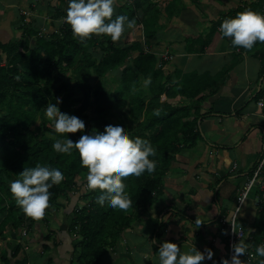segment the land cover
<instances>
[{
	"label": "trees",
	"instance_id": "trees-1",
	"mask_svg": "<svg viewBox=\"0 0 264 264\" xmlns=\"http://www.w3.org/2000/svg\"><path fill=\"white\" fill-rule=\"evenodd\" d=\"M240 1L235 8L223 11L211 21V34L206 35L203 42L186 38V50L202 53L203 45H207L217 31L232 47L244 50L242 46L232 45L231 37L222 35L220 24L248 8L264 13V0ZM124 3L130 4L126 12L129 16L140 14L134 25L142 28L144 43H117L106 34H92L82 41L66 21L50 35L34 25L22 23L18 39L0 43V240L26 225L23 210L6 187V178L18 179L24 168L37 165L56 167L64 173V179L49 189L52 195L45 215L38 220L31 217V224L47 221L50 211L59 209V197L71 188L80 189L78 178L86 180L87 167L81 164L78 150L60 153L52 147L60 136L68 135L75 141L82 134L79 130L57 133L47 126L50 120L43 117V109L48 103L57 102V98L62 112L85 121L84 133L93 127L103 128L105 121L115 116L127 127L130 136L145 138L156 149V155L150 157L157 161L155 171L124 178L126 191L133 201L127 209L114 208L107 199L100 202L96 195L102 189L89 188L86 181L82 183L86 188L82 196L86 204L74 208L68 228L78 241L74 244L78 264H101L106 251L119 241L124 231L132 229L133 223L157 200L175 155L183 147L194 145L199 138L198 132H194L196 118L191 120L192 113L199 112L200 104L218 92L222 83L220 77L227 78V71L212 77L208 73H185L177 67L163 70L165 60L157 55L158 50H148L149 41L154 38L155 45L162 39L172 44L174 39L164 30L185 13L193 16L192 9L183 0H125ZM123 9V5L117 6V14L112 19L124 14ZM60 15L62 17L63 13L57 17ZM245 50H253L261 62L264 77V41L258 40L251 49ZM66 75H70L72 83L62 82ZM108 75L114 79L113 84L106 80ZM149 76L151 83L145 86L143 81ZM93 79L96 84H92ZM54 83L58 84L56 88ZM177 98L192 103L186 105ZM38 116L42 119L32 131ZM126 121L135 122L129 127ZM260 175L264 177V167ZM238 225L250 236L248 249L254 253L252 263L260 264L264 257L256 253V246L264 239V196L252 226L244 221ZM15 244L10 256L16 257L20 264H27V257L19 256L27 246Z\"/></svg>",
	"mask_w": 264,
	"mask_h": 264
},
{
	"label": "crops",
	"instance_id": "crops-1",
	"mask_svg": "<svg viewBox=\"0 0 264 264\" xmlns=\"http://www.w3.org/2000/svg\"><path fill=\"white\" fill-rule=\"evenodd\" d=\"M124 1L116 0L113 15L117 14L119 5L124 6V13L129 10L127 6L130 4H125ZM187 1L193 5L188 8L196 11L199 19L194 18L190 25L174 19L164 30L167 34L170 33L173 43L168 44L162 39L159 43L163 44L162 48L159 44L155 45L154 38L149 41L148 50H158L155 51L157 55L167 51L170 63L174 59L179 62L172 65V68L177 67L182 72L208 73L213 77L226 70L227 78L221 76L222 83L218 92L200 104L199 112L193 111L191 120L196 118L194 132H198L199 138L194 145L183 147L175 155L162 186L161 193L167 197L165 201L160 200L159 195L148 207L149 215L142 214L140 220L133 223L132 229L122 233L120 240L106 251L101 264H159L158 249L160 243L166 240L185 249L191 244L201 251L211 247L214 250L213 259H205L201 264H213L214 261L215 264H220L221 258L226 257L228 248L227 238L219 230L218 216L227 219L232 216L242 187L250 178L249 174L264 150V109L256 105L264 92L260 60L255 57L253 50L247 52L245 49L232 47L218 31L212 34L207 45H203L202 53H189L185 39L203 42V38L211 34V21L231 8L219 9L217 17L211 20L207 12L210 6L206 3L203 6L197 0ZM67 7L68 0H0V43L6 44L18 39L19 27L26 19L30 20L28 25L36 26L40 32L45 29L50 31L48 35L57 32L65 22ZM60 13H63L62 17H57ZM135 17L139 18L140 14L136 13ZM132 29L136 31L132 32ZM125 32H129V42L144 43L141 27L128 25ZM180 100L186 105L192 103L187 99ZM219 192L224 205L217 203L215 206L212 198ZM255 194V189L251 190L240 209L237 219L239 224L244 221L247 226H252L257 213L253 203ZM248 198L249 206L246 207ZM172 200L177 206L172 205ZM47 223H50L49 227L52 226L50 221L41 224L44 230L49 231ZM54 231L49 234L47 232V241H53ZM67 232L68 230L62 231V235L69 237ZM7 235L5 237L9 241L16 242L13 234ZM152 240L156 241L155 244H151ZM61 242L62 244H42L38 251L34 250L38 244H24L27 249L23 248L19 256L27 257V264H78V253L74 246L63 244L62 240ZM15 245L17 244H0V264H20L16 257L10 256ZM24 245L20 244L22 247Z\"/></svg>",
	"mask_w": 264,
	"mask_h": 264
},
{
	"label": "clouds",
	"instance_id": "clouds-1",
	"mask_svg": "<svg viewBox=\"0 0 264 264\" xmlns=\"http://www.w3.org/2000/svg\"><path fill=\"white\" fill-rule=\"evenodd\" d=\"M115 5L116 0H68L64 19L70 24L73 34L82 41L92 34H106L112 41H119L127 26L136 24V17L124 13L112 19ZM220 29L223 36L231 37L232 45L251 49L258 40L264 41V13L245 9L234 17L225 18ZM143 83L149 85L151 77H146ZM58 102L59 98L45 107V114L55 131L75 133L79 130L82 134L75 141L68 135L60 136L52 147L60 153L78 150L81 164L87 167V186L102 189L96 195L97 200L104 202L107 199L114 208H129L133 201L126 191L124 178L155 171L157 161L150 158L156 155L152 143L140 136H130L127 127L119 120L105 121L103 128L93 127L84 133L85 121L77 115L62 112ZM19 177L10 182L9 189L23 212L38 220L49 207L52 195L49 189L64 179V173L56 167L37 165L24 168ZM248 248L249 242L239 239L231 244V258H221L220 264H245L240 256L245 255ZM158 252L159 264H201L214 256L211 247L201 251L191 244L185 249L167 240L160 243ZM256 253L264 257V244L256 246ZM260 264H264V259Z\"/></svg>",
	"mask_w": 264,
	"mask_h": 264
},
{
	"label": "rangeland",
	"instance_id": "rangeland-1",
	"mask_svg": "<svg viewBox=\"0 0 264 264\" xmlns=\"http://www.w3.org/2000/svg\"><path fill=\"white\" fill-rule=\"evenodd\" d=\"M197 1H199L203 6H204L205 3L207 4V6H210V8L209 7L207 8V12H208L209 18L211 20L215 19V17H217V11L219 9H221V8H223V9L232 8V7L237 6L239 3H241L240 0H197ZM245 1L253 2L255 0H245ZM183 2L186 4L187 7H192L193 6L190 1L183 0ZM197 11L200 12L199 9H197ZM193 16H192V13L190 15H187L185 13V14L182 15V18H180L179 20H182L185 24L190 25V23H188L189 21H192L194 18H196V19L198 18L199 19V16H198L196 11H193ZM29 23H30L29 19H26L23 22L24 25H28ZM133 28H135V27H133ZM52 29H54V28H52ZM19 30H21V29H19ZM134 30L136 31V29H132V32ZM196 30H197V28H196ZM52 31H55V29L52 30ZM43 32L48 34V32H50V31L45 29V30H43ZM128 34H129V32L128 33L124 32L123 35L121 36V39L119 41H117V43L122 42V41L123 42L124 41L129 42V38L130 37H129ZM160 46L162 47L163 44H159V47ZM167 49H169V48L167 47ZM164 53L165 52H162V53L158 54V56L162 58ZM170 61H171V58L169 57V54H168V59H166L164 64H163V66H164L163 70L164 69L166 70V68H167V70H171L172 69V65H176V64L179 63L177 61V59H174L173 62H171V63H170ZM167 63H170V64H167ZM158 64H160V62ZM112 79L113 78H112L111 75L106 76V80L108 81L109 84H113L115 82V81H113L114 79L113 80ZM62 82H70V83H72L70 75H66L64 78H62ZM96 83H97L96 80H94L92 82V84H96ZM57 86H58V84H56V83L53 84V87L56 88ZM162 99H164V98H162ZM43 114H44L43 117L46 119L47 116L45 114V109H43ZM115 114H117L116 111H115ZM41 119H42L41 117H39V116L37 117L35 124L31 127L32 131L36 128V126H38L40 124ZM110 120L116 121V117L115 116H111ZM134 122L126 121V125L129 126V127H132ZM52 124L53 123L51 121H49L47 123V126L55 131V129L52 126ZM47 135L50 136L51 134L49 132H47ZM263 152H264V150H263ZM263 152H262V155H263ZM12 180H14V179H12V178H6L5 179L4 182H5L7 188H9L10 182ZM78 180H79L78 182L81 184V186H80L81 188L80 189L71 188L66 193V195L60 196L59 199L57 200V204L59 206V209H57L55 211H52V210L50 211V214L48 216L49 218H48L47 221H45V222L50 221L52 223V226H50V227H49L50 223H47V227L50 228L49 231L43 229V225L41 223H44V221H40V222H38L36 224L32 223V224H34V225H32L31 224V219H30L31 217L27 216L24 213V221H25V224L27 226H30L29 229L25 225V227H22L16 233H12L13 234V238H15L16 242H14L13 240L9 241V239L7 237H4L5 238L4 240L3 239L0 240V244H15L17 242L19 244H23V245L24 244H38L34 248V250L36 249L38 251V249L40 247H42V244H55V243L62 244V242H61V240H62L63 244H71V247H73L74 244L78 242V241H76V237L74 236V234L67 232L69 237H64L62 235V231L68 230V228H69V226L71 224V221H72V215H73L74 208L76 206L83 207L86 204V200L82 199L83 194L86 193L85 192V189H86L85 185L84 184L82 185V183L85 182L86 180L84 178H82V177L78 178ZM86 186H87V184H86ZM216 189H217V187H215V184H214V190H216ZM164 191H166V190H164ZM161 194H160V200L162 199V200L165 201V199L167 198L166 194L165 195H164V193H161ZM249 200H250V198H248V200L246 202V207L249 206V203H248ZM212 201H213L212 203L215 206H217V203L218 204H223L222 203L223 199H222V195L220 194V192L218 194L215 193V196L212 198ZM236 203H237V201H236ZM172 205L177 206V204L174 202V200H172ZM19 208H21V207L19 206ZM162 208H163V206L161 205L160 209H162ZM177 209H179V208H177ZM19 214H20V210H18L17 215H19ZM142 214H143V216H148L149 215V210L148 211L146 210ZM142 214H141V217H142ZM0 218H2V216ZM252 224H253V221H252ZM53 226H57V228H54ZM23 228H26L27 230L23 229ZM53 230H55L54 231L55 232L54 233L55 237L51 236V237H53V241L52 242L51 241H47L46 240L47 239L46 238L47 232L49 234V232H53ZM7 233H9V232H6V234ZM7 236H10V235H7ZM34 237H36L38 240H36ZM121 237H122V235H121ZM120 238H119V240H120ZM42 240L45 241L46 243L42 242ZM152 241H151V244H155V243H152ZM120 244L122 245V243H120ZM150 260H152L151 257H150Z\"/></svg>",
	"mask_w": 264,
	"mask_h": 264
},
{
	"label": "built area",
	"instance_id": "built-area-1",
	"mask_svg": "<svg viewBox=\"0 0 264 264\" xmlns=\"http://www.w3.org/2000/svg\"><path fill=\"white\" fill-rule=\"evenodd\" d=\"M163 59H168V54L165 53ZM256 105L260 109H264V92L261 93L259 99L256 101ZM264 167V152L261 156L260 160L257 162L255 169L252 173V176L247 180V182L242 187L240 195L237 198V206L235 207L233 214L228 219L225 217L218 216L219 230L224 233L227 238V255L226 258H231L232 249L231 244L234 242H238L239 239H246L249 241L250 236L246 233V230L243 229L240 225H238L237 219L238 214L242 206L244 205L247 197L249 196L251 190L256 189L255 197L253 199L254 206L256 209L259 208L261 200L264 196V177H261L260 170ZM260 244H264V239ZM254 257V253H252L249 249L246 254H242L240 256L241 260L245 261V264H253L252 259Z\"/></svg>",
	"mask_w": 264,
	"mask_h": 264
},
{
	"label": "bare ground",
	"instance_id": "bare-ground-1",
	"mask_svg": "<svg viewBox=\"0 0 264 264\" xmlns=\"http://www.w3.org/2000/svg\"><path fill=\"white\" fill-rule=\"evenodd\" d=\"M165 53L169 54L167 51H166ZM165 53H164V54H165ZM162 59H163V57H162Z\"/></svg>",
	"mask_w": 264,
	"mask_h": 264
}]
</instances>
